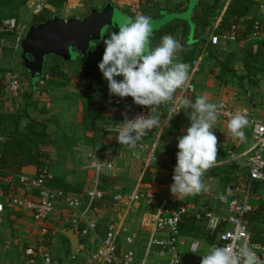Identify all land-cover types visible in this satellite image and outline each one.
Listing matches in <instances>:
<instances>
[{"label":"crops","instance_id":"0c3cea01","mask_svg":"<svg viewBox=\"0 0 264 264\" xmlns=\"http://www.w3.org/2000/svg\"><path fill=\"white\" fill-rule=\"evenodd\" d=\"M91 1L67 0L62 7L55 8L48 4V0H26L25 5L20 8L19 20L31 21L36 6L40 4L44 5L42 13L46 15L53 13L54 16L64 18H82L93 8L100 9L91 6ZM108 1L127 15L133 17L144 15L151 20L162 19L166 14L185 13L190 4V0H105L103 5L105 6ZM256 21L260 23V31L257 37H254L253 24ZM225 34L233 35L234 38H221L217 44H212L213 36L222 37ZM164 35H172L183 45V50L177 54L176 59L189 65L188 82L195 86V93L189 100L194 102L197 96L204 95L212 103L227 102L232 109L240 110L245 115L264 122V0H196L190 20L177 19L159 29L150 38L151 46H156ZM0 43L8 48L6 51L0 49V67L5 70L2 77L8 81L11 76L18 77L11 70V63L15 54L20 52L12 48V39L7 36H3ZM93 49L90 60L86 62L64 63L56 58H48L45 69L48 70L52 63H55L58 72H62L64 77L51 78L50 84L44 88L42 86L45 84L41 81L43 79L36 81L35 86L32 85L27 72L29 80L21 81L23 94L18 98L7 94L0 102V121L3 127L7 126L9 132H12L17 124L18 130L25 132L26 125L31 121L43 122L47 124L49 133L52 114L48 112L47 107H50L49 101L54 100L52 92H62L58 95L64 100L68 99L67 91L77 92L78 95L75 94L68 101L76 103L78 122L89 128L76 131L73 139L75 142L69 145L73 148V157L59 160L54 170L52 164L51 171L55 178L54 187L81 198L85 207L88 202L87 192L96 184L97 178L93 169L86 167L82 152L99 149L102 156L113 157L117 169L112 174L103 175L99 180L98 188L105 192V197L91 207L88 215L89 219L97 224L95 232L89 238L80 236V247L73 252L65 233L75 229L70 225L75 214L65 210L61 205L56 207L45 224L50 231L55 232L54 236L42 239L39 236L42 225L33 219L29 211L12 206L6 209L4 213L6 217H3L4 214L0 217V232H4L10 241L22 249L33 247L49 250L58 264H100L92 259V255L101 245L108 222L117 219L123 225L120 236L122 244L125 245L124 239L127 235L132 233L137 236L138 242L135 247L138 264H162L155 259L153 262L144 263L142 242L146 238L144 227L146 221L155 214H165L180 206H186L190 211L222 213L224 207L219 203V198L230 196L228 190L234 185H241L247 178L250 157L248 151L255 140L247 126L243 129L244 139L234 136L227 128L228 121L218 116L212 130L218 140V155L215 164L202 177L207 191L194 196L179 198L174 196L170 191V185L173 183L172 176L177 162L178 137L185 135L186 129L190 127L188 113L181 110L177 117L171 119L172 121H167L166 113L160 114V126L164 125L165 131L155 150L158 157L156 163H148L150 151L142 154L141 158L136 147L132 149L120 145L113 127L121 124L125 114L139 105L135 104L130 96L120 98L109 94L108 82L101 76L98 67L100 56L105 49L96 47ZM92 54L96 55L91 57ZM77 62L81 63L72 67H77L78 71L75 73L72 71L76 69L73 70L71 65ZM115 79L119 81L123 77L118 76ZM26 93L28 96L24 97ZM58 131L56 132L58 135H64L65 131L66 135H70L69 129ZM84 134L86 139L83 137ZM154 139L153 137L151 142ZM146 171L151 174V180L143 183ZM212 172L215 176L210 177ZM36 173V167L29 165L24 167L20 174L33 176ZM20 174L12 175L17 179V186L10 185V189L14 193L35 197L34 192L20 186L18 182ZM142 191L147 194L146 198L133 206L113 202L116 193ZM253 203L255 208L264 203V184L259 185L254 192ZM260 225L264 228V217H261ZM205 236L203 241L206 244L210 243L207 231ZM191 238L196 239L193 236ZM22 259L25 260V264H44L40 257L30 258L24 253Z\"/></svg>","mask_w":264,"mask_h":264},{"label":"built area","instance_id":"2783aa9c","mask_svg":"<svg viewBox=\"0 0 264 264\" xmlns=\"http://www.w3.org/2000/svg\"><path fill=\"white\" fill-rule=\"evenodd\" d=\"M44 8L42 4L36 6L35 14L42 13ZM28 30L29 27L22 24L21 20L15 17L4 18L0 26V32L12 39L11 46L16 52L22 51V40ZM253 31V36L257 37L260 31V23L258 21L253 24ZM221 38L233 39L234 36L226 34L222 37L213 36L211 38L212 44H217ZM7 83L6 91L8 95L18 98L23 94V85L17 76H11ZM194 93V84L187 82L182 88L177 89L174 94V100L161 104L156 109V113H152L150 107L139 105L130 110L126 116L128 119H134L137 115L148 116L166 113L167 121H169L181 111L179 107L180 99H189ZM221 104L223 108L219 109L218 116L224 120L228 121L237 111L244 114L240 110L232 109L227 102L220 101L217 103V105ZM174 112L178 113L173 115ZM246 117L248 119L247 128L250 129L255 140L254 145L248 151L250 155L249 171L247 178L241 185L232 187L230 196H221L226 198L224 200L221 197L219 198V203L224 207V211L222 213L190 211L188 207L180 206L165 214L159 213L151 216L144 225L146 229V238L142 242L144 263L153 262L155 258H160L165 260V263L162 264H183L182 258L185 254L202 256L200 254V240L182 234V226L186 223L187 218H192L196 224H201L207 231L208 237L212 238V241L208 243L209 249L213 245L225 246L247 241L253 251H256L258 256L264 259V243L253 240L248 220V216L255 210L253 203L254 192L259 185L264 184V122L258 121L251 116L246 115ZM121 124L115 125L113 131L121 127ZM164 131V125L154 127L137 141L136 148L141 158L142 154L151 152L148 157L149 164L156 163L158 160L155 150L162 139ZM153 137L155 139L151 142ZM6 139L7 137L0 121V149ZM82 158L87 164L86 167L93 169L97 178L96 184L87 192L88 202L85 207L81 198L67 194L61 188L54 187L55 178L51 171L52 163L47 160L45 166L37 171L35 175L20 174L18 176L20 186L27 191L34 192L35 197L14 193L7 202L0 200V217L9 206L29 211L33 219L42 225L39 236L43 239L46 236L55 235V232L50 231L45 224L51 218L56 207L61 205L65 210L75 214L70 221V225L78 229L80 236L89 238L97 227L96 222L89 219V211L98 200H102L105 197V192L98 188L99 180L105 174L114 173L117 165L112 156H102L99 153V149L83 151ZM146 196L147 194L144 191L116 193L113 196V202L125 206H133L144 200ZM122 229L123 225L117 219H112L108 222L101 245L92 255L93 260L100 264H138L135 247L138 242L137 236L132 233L127 235L124 239V245L120 241ZM40 241H42L41 238ZM194 246H198L197 252L192 251ZM24 254L30 258L40 257L44 264H58V261L49 250L28 247L25 249Z\"/></svg>","mask_w":264,"mask_h":264},{"label":"clouds","instance_id":"9594fccd","mask_svg":"<svg viewBox=\"0 0 264 264\" xmlns=\"http://www.w3.org/2000/svg\"><path fill=\"white\" fill-rule=\"evenodd\" d=\"M152 34L150 17L138 15L129 19L119 26L118 33L112 32L103 40L105 50L98 67L108 82L110 95L130 96L135 104L150 107L151 112L156 113L161 104L174 100L177 89L188 82L189 65L176 59L183 45L175 37L164 35L152 47ZM118 76L123 79L118 81L115 79ZM179 107L188 113L191 123L186 134L178 137L179 150L170 185L171 193L178 198L207 191L202 177L216 162L218 140L212 130L223 105L212 103L201 95L194 102L181 98ZM160 123L158 114L137 115L134 119H128L125 114L122 126L116 129V139L120 145L134 149L137 141ZM247 125L246 115L237 111L228 120L227 128L234 136L244 139L243 129ZM228 191L231 194V190ZM192 251L197 252L198 246H194ZM200 264H264V259L244 241L225 246L213 245L201 256Z\"/></svg>","mask_w":264,"mask_h":264},{"label":"water","instance_id":"95a60500","mask_svg":"<svg viewBox=\"0 0 264 264\" xmlns=\"http://www.w3.org/2000/svg\"><path fill=\"white\" fill-rule=\"evenodd\" d=\"M196 0H190L185 13L166 14L162 19H152L153 33L177 19L190 20ZM135 17L123 13L110 2L101 9L93 8L82 18H64L54 16L46 22L29 28L21 44L20 59L33 82L41 80L45 73L48 58H60L72 62L78 57L88 56L92 47L102 48L99 44L112 32L119 31V26ZM193 34V31H192ZM65 236L73 252L80 247V233L77 228L66 231ZM200 256L185 254L183 264H200Z\"/></svg>","mask_w":264,"mask_h":264},{"label":"rangeland","instance_id":"374dc122","mask_svg":"<svg viewBox=\"0 0 264 264\" xmlns=\"http://www.w3.org/2000/svg\"><path fill=\"white\" fill-rule=\"evenodd\" d=\"M105 0H92L91 1V6H96L103 8L104 5L103 3ZM62 7V6H61ZM141 13V12H140ZM48 16L53 15V13H47ZM15 14L11 11V9H8L7 11H4L2 18H8V17H13ZM20 16H16V18H19ZM22 20V19H21ZM22 24H24L27 27H31V21H22ZM168 25V24H167ZM102 45V44H101ZM103 46V45H102ZM104 49H105V44H104ZM94 52V49L92 50ZM21 52L18 54H15V58L13 62L11 63V70L15 72L16 75H18V78L22 81H28L29 76L27 74V71L23 68L22 61L20 59ZM96 54H92L91 57ZM102 56H100L99 61L101 62ZM90 60V59H89ZM98 61V62H99ZM92 62V60H91ZM81 62H77V64L73 63L71 65V68L80 64ZM83 64V63H82ZM77 68V67H76ZM76 68H72L73 70ZM78 70H74L72 72H77ZM73 73V74H75ZM49 75V76H48ZM73 76V75H72ZM103 77V74L101 75ZM44 78H42L44 82V86L42 88L46 87V85L50 84L51 78L49 71L45 69L44 73ZM61 79V78H58ZM8 82V81H7ZM54 84V83H52ZM57 93H53L54 100L49 101L50 102V107L48 108V112H50L52 115V118L50 119L49 122L51 124L49 125V133L47 137L40 138V137H32L31 139L29 138H23L22 133L21 138H23L26 141L32 142L33 144V154H37V152H43L47 153L46 156L49 161H52L53 170L55 168V165L59 163V160H66L69 157H73V148L69 145H71L75 140H73L76 136V131L78 129H87L89 126H86L84 123H80L77 120L76 116V103H71L72 101H68V99H72L77 92L73 93V91H67L68 92V99L64 100L61 98L58 94H61L62 92L58 93V91H54ZM78 95V94H77ZM28 96V94H24V97ZM52 96V95H51ZM31 97V96H30ZM29 97V98H30ZM68 101V102H66ZM45 106V105H44ZM254 106V105H252ZM46 109V108H45ZM47 110V109H46ZM3 124V123H2ZM7 126L4 125V131L6 134L9 133V131L6 128ZM65 129V130H70V135H66V131L64 135L60 134L58 135L56 132H59L58 130ZM69 133V132H67ZM74 133V134H73ZM18 134V132L16 133ZM29 137V136H28ZM83 137L86 139V135L84 134ZM88 142V139L86 140ZM62 143H66L67 145H62ZM51 149V151H50ZM87 151V150H84ZM45 153V154H46ZM34 166V165H32ZM36 167V166H34ZM38 170V168L36 167ZM210 176V174L208 175ZM215 176V174L212 172L211 176ZM17 179L13 176H8V177H2L0 178V200L7 202V200L10 198L11 195H14V191L10 189V185L12 186H17ZM12 184H11V183ZM13 186V187H14ZM64 186V185H62ZM6 217V214L3 215V217ZM190 229L189 226H186V230ZM191 234L194 238L196 239H202L200 240V254L203 255L204 252H208L209 250V245L206 244L203 239H205V234L206 231L205 229L201 228H194L193 231L191 230ZM25 251V248L22 249L15 245L12 241H10V238L7 237L4 232H0V264H25V260L22 259V255ZM157 262H162L165 263V260L160 259V258H155Z\"/></svg>","mask_w":264,"mask_h":264},{"label":"trees","instance_id":"16d2710c","mask_svg":"<svg viewBox=\"0 0 264 264\" xmlns=\"http://www.w3.org/2000/svg\"><path fill=\"white\" fill-rule=\"evenodd\" d=\"M66 2L67 0H48V4L55 8H59L63 6L64 4H66ZM25 3H26V0H0V26H1L2 20L4 19L2 18L4 11L11 9V11L15 14V16L13 17L16 18V16L19 15L20 8L23 5H25ZM52 17H54V15L47 16L44 13L35 14L31 20V26L44 23ZM3 36L4 34L0 32V41L2 40ZM236 37H238V35ZM93 48L94 47L90 49L88 56L86 57L80 56L74 61L86 62L89 59L91 50ZM0 49L6 51L8 48L6 46H2L0 43ZM51 58L55 59L56 57H51ZM56 59L61 60L60 58H56ZM22 65H23V62H22ZM23 68H24V65H23ZM47 71H49L50 78L52 79L56 77H60V78L64 77V74L62 72H58V66L55 63H52L51 68H49ZM3 73H5V70L0 67V102L3 101L4 100L3 97L7 95L6 89H7L8 83L5 80V78L2 77ZM36 83L37 82L31 81V84L34 86L36 85ZM181 110L185 111L183 109ZM175 117H173L172 120ZM17 132L18 134H16ZM20 133L24 134V135L21 134L23 138H29V139H31L32 137L34 138L47 137L48 136L47 124L33 120L26 125L25 132L19 131L18 124H17V126L12 132H9L8 134L5 133L7 139L4 142L2 148L0 149V178L20 174L22 169L29 165L36 166L38 168L37 171H39L46 164V161H47L46 159L48 157L46 156L47 153L45 152L46 153L45 154L43 152L38 151L37 154H33V145H32L33 143L21 138V135H19ZM150 177H151V174L149 173V171H146L144 173L142 182L143 183L150 182L151 180ZM260 205L261 206L259 208H255V210L248 216V219H249L250 230L252 233L253 240L255 242L264 243V228L260 225L261 217H264V203ZM186 226H189L190 229L186 230ZM194 228L203 229L201 224H196L192 218H188L187 223H185L182 226V234L184 236L191 237L192 236L191 230L193 231ZM210 241H212V238H210Z\"/></svg>","mask_w":264,"mask_h":264},{"label":"flooded vegetation","instance_id":"af4514ba","mask_svg":"<svg viewBox=\"0 0 264 264\" xmlns=\"http://www.w3.org/2000/svg\"><path fill=\"white\" fill-rule=\"evenodd\" d=\"M99 44H102L103 45L102 48H104V43L103 42H100Z\"/></svg>","mask_w":264,"mask_h":264}]
</instances>
